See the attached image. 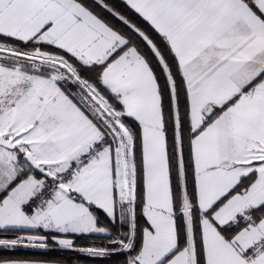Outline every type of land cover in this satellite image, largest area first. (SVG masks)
<instances>
[{
    "label": "snow or ice",
    "instance_id": "1",
    "mask_svg": "<svg viewBox=\"0 0 264 264\" xmlns=\"http://www.w3.org/2000/svg\"><path fill=\"white\" fill-rule=\"evenodd\" d=\"M96 262L264 264V0H0V264Z\"/></svg>",
    "mask_w": 264,
    "mask_h": 264
},
{
    "label": "trees",
    "instance_id": "2",
    "mask_svg": "<svg viewBox=\"0 0 264 264\" xmlns=\"http://www.w3.org/2000/svg\"><path fill=\"white\" fill-rule=\"evenodd\" d=\"M17 255H20V256H26V255H30L29 252H26V251H20L17 253ZM53 255H61L60 253H53ZM96 264H99V262H96ZM106 264V262H105Z\"/></svg>",
    "mask_w": 264,
    "mask_h": 264
}]
</instances>
